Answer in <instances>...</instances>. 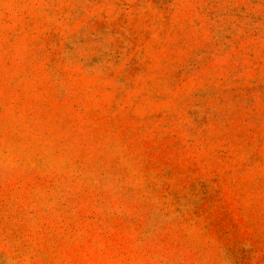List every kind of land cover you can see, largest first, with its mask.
I'll return each instance as SVG.
<instances>
[{
    "label": "rangeland",
    "instance_id": "obj_1",
    "mask_svg": "<svg viewBox=\"0 0 264 264\" xmlns=\"http://www.w3.org/2000/svg\"><path fill=\"white\" fill-rule=\"evenodd\" d=\"M0 264H264V0H0Z\"/></svg>",
    "mask_w": 264,
    "mask_h": 264
}]
</instances>
